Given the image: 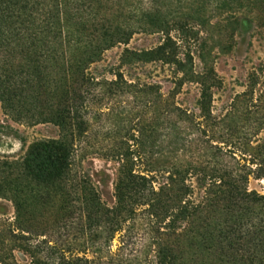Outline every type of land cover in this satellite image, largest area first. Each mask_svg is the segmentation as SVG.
Masks as SVG:
<instances>
[{
	"label": "trees",
	"instance_id": "trees-1",
	"mask_svg": "<svg viewBox=\"0 0 264 264\" xmlns=\"http://www.w3.org/2000/svg\"><path fill=\"white\" fill-rule=\"evenodd\" d=\"M237 16L264 40V0H0L1 108L15 123L58 129L21 158L0 157V199L13 209L0 218V264H264V195L247 188L264 178V64L229 111L212 110L209 30L228 49ZM135 34L161 42L126 49L121 62L173 67L179 86H198L195 110L156 82L91 72ZM121 99L150 104V154L137 171L127 144L142 146L145 132L129 134L132 109L112 111L111 136H126L100 151L116 164L107 205L81 165L97 151L93 120Z\"/></svg>",
	"mask_w": 264,
	"mask_h": 264
},
{
	"label": "rangeland",
	"instance_id": "rangeland-1",
	"mask_svg": "<svg viewBox=\"0 0 264 264\" xmlns=\"http://www.w3.org/2000/svg\"><path fill=\"white\" fill-rule=\"evenodd\" d=\"M237 19V29L233 33L232 38L222 43L225 46L227 44L228 49L218 47L217 41L219 39H216V31L209 30L211 36L206 50L210 53L209 61L220 80V86L214 90L213 95L212 110L215 115L223 116L230 110L235 96L244 90L248 75L253 73L255 68L264 64V40L258 36L254 22L249 17L237 16ZM160 42V34H135L128 44L118 45L106 51L102 61L91 67V72L96 76L111 79L114 72L121 71L127 78L139 79L141 82L147 83H150V81L156 82L160 84L164 94H173L177 105L189 110H195V104L199 96L198 86L189 82L179 86L176 82L173 67L160 63L145 65L137 63L131 65L121 62V56L126 49L129 51L149 50L158 46ZM201 68L202 64L195 56L194 69L198 72ZM149 106L150 104L131 99L107 101L103 107L105 114L99 120H93L91 142L97 151L89 154L85 162L82 163L81 169L83 168L93 177L99 194L107 205H112L114 201L112 179L116 164L105 159L100 151L105 152L108 147L125 144L124 138L126 136L124 131L117 136H111L110 131L113 123L111 112L132 109L133 118L131 119L130 128L133 131L129 134L137 137L138 131L143 130L145 132L142 146H140L139 140L132 139L127 144L131 150L139 152L140 159L138 157L137 168L135 169L142 171L144 168L142 165L143 160L145 161L150 154ZM107 111H109V115H106ZM0 130L3 132L0 135V157L10 160L21 158L34 143L56 139L58 136V129L51 124L26 126L15 123L4 113L1 105ZM247 188L250 191L264 195V178H250ZM12 215L11 203L7 199H0V218L7 219L11 218ZM113 245H117V240L114 241Z\"/></svg>",
	"mask_w": 264,
	"mask_h": 264
}]
</instances>
